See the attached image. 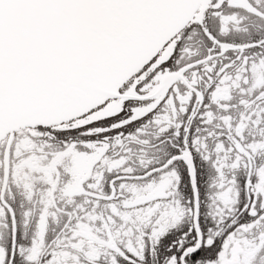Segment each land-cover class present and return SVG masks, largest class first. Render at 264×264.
Returning a JSON list of instances; mask_svg holds the SVG:
<instances>
[{
    "label": "snow or ice",
    "instance_id": "1",
    "mask_svg": "<svg viewBox=\"0 0 264 264\" xmlns=\"http://www.w3.org/2000/svg\"><path fill=\"white\" fill-rule=\"evenodd\" d=\"M0 264H264V0H0Z\"/></svg>",
    "mask_w": 264,
    "mask_h": 264
}]
</instances>
